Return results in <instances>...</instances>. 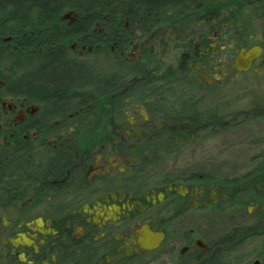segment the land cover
<instances>
[{
	"label": "flooded vegetation",
	"instance_id": "obj_1",
	"mask_svg": "<svg viewBox=\"0 0 264 264\" xmlns=\"http://www.w3.org/2000/svg\"><path fill=\"white\" fill-rule=\"evenodd\" d=\"M182 21L125 24L112 40L97 22L70 49L104 84L48 97L20 89L26 68L4 39L0 264H264V150L225 177L186 158L215 140L225 151L263 146L252 140L264 104L243 110L228 89L264 80L241 78L263 69L264 43L249 46L231 20L204 18L191 34ZM170 40L176 67L161 62Z\"/></svg>",
	"mask_w": 264,
	"mask_h": 264
},
{
	"label": "trees",
	"instance_id": "obj_2",
	"mask_svg": "<svg viewBox=\"0 0 264 264\" xmlns=\"http://www.w3.org/2000/svg\"><path fill=\"white\" fill-rule=\"evenodd\" d=\"M212 1L219 0H0V53L6 60L9 48L4 39L11 38L18 65L26 68L18 82L25 91L48 97L69 94L74 86L82 91L100 88L104 81L96 80L87 66L73 58L71 41L93 35L97 22L108 28L112 40L127 21L144 25L162 20L163 15L173 21L187 20ZM221 1L264 13V0ZM71 10L79 18L74 25L64 19ZM121 68L112 69L115 92L121 90Z\"/></svg>",
	"mask_w": 264,
	"mask_h": 264
},
{
	"label": "rangeland",
	"instance_id": "obj_3",
	"mask_svg": "<svg viewBox=\"0 0 264 264\" xmlns=\"http://www.w3.org/2000/svg\"><path fill=\"white\" fill-rule=\"evenodd\" d=\"M71 16L73 15L71 14L65 20L71 21ZM209 17L210 19H219L221 22L220 24H222V22L234 21V26H236L238 35L242 36V39L243 36L244 38H247L249 41V46L253 45L256 40H261L264 43V13H262L261 11H254L252 10V8L245 7L243 5H228L224 1L219 0L209 2L207 6H205L202 10H199L198 13L193 15V17L187 19L188 21L183 20L182 22H188L185 25L188 26L189 33L191 34L192 32L190 30L192 28H197L196 25L204 23V18ZM162 18V20L158 21L159 23H161L160 25H158V27L166 26L167 24L173 26L174 24L176 25V23L179 22V20L177 19L173 21L170 17H167L166 15H163ZM125 24L131 25L130 21H127ZM146 29L147 30L143 32L140 38L141 41L144 38H147L150 33L151 28L148 27ZM132 31L129 32V35L132 33ZM249 35H252L253 37H250ZM130 39L133 40L134 38L131 37ZM169 42L172 43V45L170 46V52L161 62H166L172 65L173 67H176L178 64L177 56L179 50L177 48V44H174L172 40H170ZM137 43L139 44V42L135 40L134 44H128L129 52L136 51L138 47ZM148 55V59L151 58V62L154 63V56L152 58V54ZM160 55L161 54L159 53L158 56ZM249 77H258L259 79H264V67L256 75H254L252 72H246L241 76V78ZM231 86L232 87L228 89V91L230 92L229 95L231 96V99L233 101L235 99V95L238 97L237 100L239 101L237 102L243 110L251 109L252 105H254V103H257L258 101L261 104H264V80L234 82ZM260 140L264 141V128H262L260 132L255 133L253 135L252 141L259 142ZM210 146V152L200 153L195 157L193 156V158H186L193 159L195 163H198L200 170H202L203 172L207 171L220 177H225L230 172L241 174L243 171H247L249 167H251L249 166L250 159L255 157V154L259 152L260 149L264 150V144L261 147L260 145L256 146L248 144L247 149H241L240 146L237 145L231 150L225 151L221 142L219 143L217 142V140L210 143ZM181 159L182 158H174L171 165H182L183 163H186ZM247 164L249 167L247 166Z\"/></svg>",
	"mask_w": 264,
	"mask_h": 264
},
{
	"label": "water",
	"instance_id": "obj_4",
	"mask_svg": "<svg viewBox=\"0 0 264 264\" xmlns=\"http://www.w3.org/2000/svg\"><path fill=\"white\" fill-rule=\"evenodd\" d=\"M73 13H74L73 10L69 11V12L66 14L65 18L68 17V16H70V15L73 14ZM254 49L260 50L259 47H256V48H254ZM244 50H245V49L243 48V52H244ZM252 51H254V50H251L250 53H251Z\"/></svg>",
	"mask_w": 264,
	"mask_h": 264
}]
</instances>
